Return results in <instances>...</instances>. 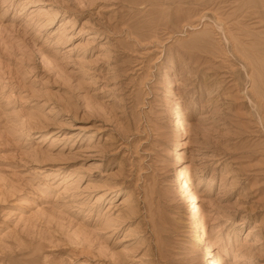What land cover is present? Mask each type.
Returning <instances> with one entry per match:
<instances>
[{"label": "rangeland", "instance_id": "obj_1", "mask_svg": "<svg viewBox=\"0 0 264 264\" xmlns=\"http://www.w3.org/2000/svg\"><path fill=\"white\" fill-rule=\"evenodd\" d=\"M262 98L264 0H0V264H264Z\"/></svg>", "mask_w": 264, "mask_h": 264}, {"label": "bare ground", "instance_id": "obj_2", "mask_svg": "<svg viewBox=\"0 0 264 264\" xmlns=\"http://www.w3.org/2000/svg\"><path fill=\"white\" fill-rule=\"evenodd\" d=\"M262 99H264V98H262ZM262 99H261V101H262L261 104L264 102ZM257 103H258V102H257ZM260 106H261V105H260ZM263 106H264V105H263ZM176 110H177V109H176ZM174 111H175V110H174ZM174 113H175V112H174ZM174 113H173V114H174ZM176 113H177V112H176ZM176 113H175V114H176ZM173 114H172V115H173ZM178 117H179V116H178ZM177 125H178V124H177ZM179 126H180V125H179ZM177 154H178V153H177ZM179 173H180V177H183L184 172H183L182 170H180ZM185 174H186V173H185ZM178 176H179V175H178ZM185 181H187V180H185ZM185 181H184V185H185ZM189 181H190V180H189ZM187 183H188V181H187ZM177 184H178V183H177ZM180 185H181V184H180ZM182 185H183V184H182ZM177 186H179V185H177ZM188 186H189V185H188ZM179 188H181V187H179ZM186 188H187V186H186ZM186 188H185V189H186ZM188 189H189V188H188ZM188 189H186V190H188ZM189 193H190V192H189ZM191 193H192V192H191ZM191 193H190V194H191ZM185 194H186V193H185ZM187 195H188V194H187ZM191 195H192V194H191ZM189 196H190V195H189ZM189 196H187V198H188ZM188 199H189V198H188ZM190 201H191V200H190ZM193 209H194V208H193ZM194 216H195V215H194ZM195 217H196V216H195ZM198 221H199V220H198ZM194 224H195V223H194ZM201 224H202V223H201ZM195 225H196V224H195ZM198 226H199V225H198ZM196 228H197V227H196ZM196 228H195V229H196ZM191 229L194 230V228H191ZM197 230H198V229H197ZM194 233H196V232H194ZM196 236H197V234H196ZM196 239H197V238H196ZM200 239H201V238H200ZM199 241H200V240H199Z\"/></svg>", "mask_w": 264, "mask_h": 264}]
</instances>
